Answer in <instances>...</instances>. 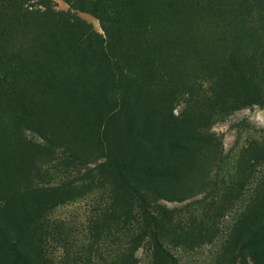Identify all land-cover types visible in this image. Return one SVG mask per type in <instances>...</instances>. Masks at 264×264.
I'll use <instances>...</instances> for the list:
<instances>
[{
    "label": "trees",
    "instance_id": "16d2710c",
    "mask_svg": "<svg viewBox=\"0 0 264 264\" xmlns=\"http://www.w3.org/2000/svg\"><path fill=\"white\" fill-rule=\"evenodd\" d=\"M28 1L0 0V264H42L17 237L96 189L108 193L113 212L134 201L149 226L152 264H178L160 236L193 247L211 241L213 229L195 219L172 228L171 212L146 213V198L181 202L205 190L222 148L200 130L217 115L264 106V0H63L100 17L104 35L49 0L34 10ZM197 79L209 94L174 115ZM22 127L45 147L101 159L85 173L90 182L20 192V182L39 178L32 172L43 149ZM263 161L264 144L240 148L219 210ZM248 203L230 233L227 264L239 253L246 264H264V168ZM145 236L119 264H135Z\"/></svg>",
    "mask_w": 264,
    "mask_h": 264
},
{
    "label": "rangeland",
    "instance_id": "374dc122",
    "mask_svg": "<svg viewBox=\"0 0 264 264\" xmlns=\"http://www.w3.org/2000/svg\"><path fill=\"white\" fill-rule=\"evenodd\" d=\"M55 11L73 15L89 24L93 30L104 35L103 20L88 12L78 10L63 0H49ZM29 10L42 9L38 0L27 2ZM193 90L184 93L173 106V114L179 116L195 100L209 94V84L197 79ZM202 135H212L220 140L222 153L210 174L208 187L193 197L181 202H168L147 197L145 211L155 214L158 209L171 212V227L186 229L190 220L209 224L213 239L202 244L186 247L171 242L170 237L160 241L178 264H227L229 237L240 214L249 204L253 190L263 173L264 161L255 166L248 177L241 195L226 209L219 210L221 195L233 179L236 159L240 148L249 143L264 144V106H245L225 115L215 116ZM21 136L40 146L38 160L32 173H38L28 186L20 182L19 190L25 187L41 189L68 183L81 187L90 182L85 173L95 169L101 162L95 156L83 155L78 148L55 144L48 147L44 141L22 127ZM212 175V176H211ZM214 182L217 186H214ZM83 191V189H82ZM215 193V194H214ZM108 193L92 190L66 204L57 206L49 215L26 229L17 237L21 248L42 264H119L121 257L144 233L145 238L133 253L135 264H152L149 226L145 225L134 201L128 211L113 212ZM242 254H237L230 264H246Z\"/></svg>",
    "mask_w": 264,
    "mask_h": 264
}]
</instances>
